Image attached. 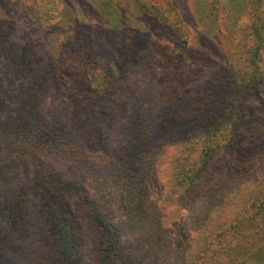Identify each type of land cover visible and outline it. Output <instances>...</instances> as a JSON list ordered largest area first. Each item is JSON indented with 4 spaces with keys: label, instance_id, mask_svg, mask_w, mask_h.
I'll use <instances>...</instances> for the list:
<instances>
[{
    "label": "trees",
    "instance_id": "obj_1",
    "mask_svg": "<svg viewBox=\"0 0 264 264\" xmlns=\"http://www.w3.org/2000/svg\"><path fill=\"white\" fill-rule=\"evenodd\" d=\"M102 2L122 45L108 66L110 74L97 104L111 94L115 68L135 60L140 49L115 1ZM134 2L139 12L179 35L178 46L186 44L182 27L170 18L172 11ZM263 27L264 20L254 27L260 46L250 56L252 63L219 69L217 93L204 91L170 103L159 118L145 115L138 125L142 147L134 136L119 143L100 164L101 177L86 174L87 169L98 172V163L48 106L46 90L39 96L35 87L19 88L15 78L22 69L14 62L4 67L0 37V220L8 232L49 239L53 248H59L57 252L37 248L31 252L32 264H82L77 220L61 203L67 196L78 197L87 211L95 264H151L150 251L157 258L153 264H264V160L255 174L239 176L193 209L185 227L177 219L187 194L225 151L235 149L241 134L264 130V114L245 115L241 108L260 93L264 79L259 51ZM156 131L179 140V150L168 165L162 162L160 148L147 151ZM162 172L172 177L169 184L161 183ZM87 177L101 184L100 194L85 185Z\"/></svg>",
    "mask_w": 264,
    "mask_h": 264
},
{
    "label": "rangeland",
    "instance_id": "obj_2",
    "mask_svg": "<svg viewBox=\"0 0 264 264\" xmlns=\"http://www.w3.org/2000/svg\"><path fill=\"white\" fill-rule=\"evenodd\" d=\"M114 1L126 26L137 36L140 49L135 60L115 68L110 81L112 92L97 104L102 84L110 74L108 66L116 60L122 45L102 0H0L4 67L14 62L22 69L15 78L21 90L35 87L39 96L46 90L48 106L98 163V172L85 171L96 177L104 175L100 164L125 139L134 136L136 145L142 147L138 125L144 122L145 115L151 113L159 118L170 103L204 91L217 93L215 75L219 69L226 65L239 69L252 63L250 56L260 46L254 27L264 20V0H141L172 11L170 18L182 27V38L187 41L180 47L176 43L179 35L139 12L134 0ZM78 36L83 44L77 43ZM259 51L264 77V42ZM260 89L241 106L245 115L251 111L264 114V79ZM155 135L146 144L147 151L160 148L164 152L162 162L168 165L179 150V140L163 138L157 131ZM230 150L187 194L181 217L177 218L181 228L194 214L193 209L208 203L226 184L258 171V164L264 160V130L243 132L235 149ZM160 179L166 185L172 177L162 172ZM85 185L100 194L101 184H96V179L87 177ZM61 201L77 220L82 264H95L87 211L78 197L67 196ZM7 229L0 220V264H32L31 252L39 247L59 251L49 239ZM154 256L150 251L151 264L157 260Z\"/></svg>",
    "mask_w": 264,
    "mask_h": 264
}]
</instances>
